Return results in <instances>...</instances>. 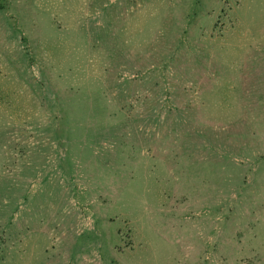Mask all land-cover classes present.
Instances as JSON below:
<instances>
[{"label": "rangeland", "instance_id": "obj_1", "mask_svg": "<svg viewBox=\"0 0 264 264\" xmlns=\"http://www.w3.org/2000/svg\"><path fill=\"white\" fill-rule=\"evenodd\" d=\"M0 264H264V0H0Z\"/></svg>", "mask_w": 264, "mask_h": 264}, {"label": "trees", "instance_id": "obj_2", "mask_svg": "<svg viewBox=\"0 0 264 264\" xmlns=\"http://www.w3.org/2000/svg\"><path fill=\"white\" fill-rule=\"evenodd\" d=\"M57 101H58L57 98L54 97V103H55V104H57ZM53 132H54L55 139L58 141V138L61 137V129H59V127H58V128H55V129L53 130Z\"/></svg>", "mask_w": 264, "mask_h": 264}]
</instances>
